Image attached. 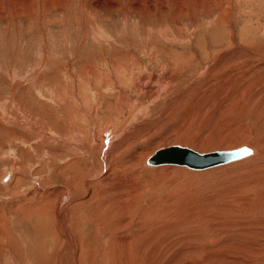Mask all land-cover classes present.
Here are the masks:
<instances>
[{
  "label": "rangeland",
  "instance_id": "1",
  "mask_svg": "<svg viewBox=\"0 0 264 264\" xmlns=\"http://www.w3.org/2000/svg\"><path fill=\"white\" fill-rule=\"evenodd\" d=\"M100 1L102 6H97L96 0H0V244L4 245L0 263L22 264V257L28 254L22 246V238L28 243L31 256L37 258L42 254L46 261L53 262V254L58 248L54 227L58 204L70 202L65 209L73 224H77L87 238L93 225L82 227L79 222L87 218L92 220L96 215L115 214L117 204L109 206V202L120 198L124 192L117 186L119 182L127 189L131 186L136 188L133 198H130L133 206L129 209L134 222L128 217L127 220L133 223L120 222L100 232L94 231L102 237L103 255L107 257L102 260L92 255L96 264L114 259L112 253L106 255L105 252L111 243L109 238L120 236L117 232L120 228L129 224L137 231L138 220L148 204L155 205L154 218H159L158 211H165L170 198H178L173 204L176 207L174 211L181 212L184 222L179 227L180 233L188 234V243L192 244L182 261L184 263L200 262L203 256L194 252L198 244L205 247L216 244L206 241L215 234L208 228L214 218V211L209 206L226 200V196L227 202L231 201L226 205H230L228 208L238 206L227 194L230 188L240 193L241 201L251 202L249 208L252 206L251 210L240 213L238 217L232 216L230 220L234 218L242 223L253 221L255 217L264 219V198H257L256 194L260 190L247 187L241 177L245 175L253 181L250 170L264 165V104L259 105V98L243 103L246 96L237 89L238 85L247 84L253 77L250 67L264 59V50L261 49L264 47V0ZM105 1L114 6H106ZM220 16L228 18L225 24ZM216 30L223 32L221 40L217 38L220 34L215 36ZM109 39L116 42L115 47L108 45ZM230 39L235 45L248 41L254 54L234 48L233 52L237 53L232 60L235 62H227L210 72L209 67L214 64L218 53L231 46L230 42L227 43ZM106 46L117 54L124 51L128 55L109 54ZM171 51L176 56H171ZM98 55L104 56L105 61L117 59L115 62L121 61L123 66L116 69L114 62L109 64L110 61L104 65ZM170 74L174 76L171 80ZM142 77L146 80L150 77L147 81H153L152 84L160 87L167 83L160 97L151 103L144 93L138 91ZM132 81L138 84L129 87ZM121 82L127 86L124 88ZM191 83L193 87L187 91L186 99L180 105L173 106L169 113L164 114L137 144L117 154L115 158L118 159L114 158V161L118 179L105 185L99 182L102 176L96 174L100 170L96 158L106 150L103 145L118 139L126 129L134 131L138 124L148 122V119L155 120L166 110L168 96L178 95ZM101 91L106 94L99 97ZM117 93L126 99L118 101ZM110 102L112 106H109ZM116 104L118 108L114 106ZM73 109L83 117H71ZM82 128V137L85 136L88 144H84L79 135L77 137L76 129L79 134ZM95 134L101 137V143L92 139ZM75 140L79 143L76 145H81L89 154H80L77 152L79 149L72 150ZM172 144L186 145L199 152L245 144L255 148L256 153L204 170L178 165L156 168L144 164L146 154ZM95 146H99L98 155L93 152ZM68 163L70 165L65 167ZM84 163H87L86 167L81 165ZM132 174H135L134 178L130 176ZM87 183L89 188L84 192ZM177 185H181L179 189ZM178 190H185V195ZM137 191L142 192L140 199ZM218 194L224 199L222 196L220 200ZM67 198L73 199L68 201ZM209 198L217 199L211 202ZM203 199L206 200L203 202ZM197 201H202L204 208L200 209L204 210L200 216L188 210ZM44 203L49 205L48 209L44 208ZM101 203L103 207H100ZM187 214L189 216L185 220ZM218 222L216 226H223L221 219ZM233 223L232 230L227 229L223 233L229 235V242L223 236L228 244L219 250L225 249L222 253L229 257L225 264H264L260 260L262 255L248 252L252 235L243 234L241 229L250 227L244 226L245 222L241 226ZM179 228L175 226L177 231ZM139 231L147 235L143 229ZM194 234H198L199 242L193 239ZM178 235L170 232L166 238L158 234L154 244L166 249L165 242ZM177 246L179 244L174 243L170 249V263L179 262L178 257L185 253H175L180 251ZM82 250L88 253L89 248L84 244ZM169 257H162L159 264L166 263ZM28 260L33 264L30 258ZM142 263L150 264L144 260Z\"/></svg>",
  "mask_w": 264,
  "mask_h": 264
},
{
  "label": "bare ground",
  "instance_id": "2",
  "mask_svg": "<svg viewBox=\"0 0 264 264\" xmlns=\"http://www.w3.org/2000/svg\"><path fill=\"white\" fill-rule=\"evenodd\" d=\"M107 4H105L106 6H114V4L112 5L109 4L110 1H105ZM102 2L100 0H96V5L97 6H102L101 5ZM104 6V4H103ZM116 8V7H115ZM155 10V8H154ZM162 10V9H161ZM164 10V9H163ZM221 19V21L225 24V21L227 22V19L228 18H225V16L223 17H219ZM227 26V25H225ZM229 27V26H228ZM227 27V28H228ZM229 30V28L227 29ZM217 31V30H216ZM221 33H223L222 31H217V33L215 34L218 35L217 38H219V40H221L222 38V35ZM107 36V35H106ZM213 36V35H212ZM107 39V37H106ZM112 40V39H111ZM110 39L108 41V45H111L115 47L116 45V42L114 41H111ZM114 40V39H113ZM215 41V40H214ZM231 43V46L227 49V50H224V51H220L217 55L218 57H216V60L214 61V64L212 66L209 67V69H211L210 72H212V69H218L220 66H222L223 64L227 63V62H230L231 64L233 62H235L233 59L234 56H236V52H233L235 49H238L239 51L241 52H249V54L253 55L254 54V50L253 48L251 49V47L249 46V42L248 41H240L241 44L240 45H235L232 43V40L230 39L227 43ZM248 43V44H247ZM252 43V42H250ZM218 44V43H217ZM118 45V44H117ZM120 46V45H119ZM104 47V44L101 46V48ZM235 48V49H234ZM254 48H257V46H255ZM113 49V48H112ZM262 50H264V47L261 48ZM260 49V50H261ZM108 51V53H112L113 55H128V54H125L123 53L124 51H119L118 54L115 52V51H112L109 47L106 46V49ZM170 52V50L168 51ZM171 56H176V53L175 52H172L171 51ZM264 56V55H263ZM131 57V56H129ZM97 58L102 61V63L105 65L106 63H108L110 61L109 64H115V68L119 69L123 66V64L120 62H115L117 59H112V60H109V61H105V57L102 56V55H98ZM131 59L133 60V58L131 57ZM122 60V59H121ZM130 60V59H129ZM175 60V59H174ZM123 61V60H122ZM134 64H135V61L133 60ZM238 62H236L237 64ZM109 66V65H108ZM113 67V65H111ZM219 66V67H218ZM110 67V66H109ZM175 67V66H174ZM114 68V69H115ZM92 69V68H91ZM90 69V70H91ZM113 69V68H112ZM182 69V68H181ZM204 69V68H203ZM209 69L207 71H209ZM121 70V69H120ZM250 70L254 72V75L253 77L250 79V81L247 83V84H243V85H238V88L237 89H240L242 90V93L240 92V94L242 95H245L246 98L243 99L245 104H248L249 101H252L253 99H256V98H259L258 100H260L259 102V105L261 104H264V59H262V61L258 64V65H255V67L251 66L250 67ZM93 71V70H92ZM206 71V70H205ZM259 71H262L261 73H259ZM209 72V74H210ZM204 73V72H203ZM206 73V72H205ZM204 73V74H205ZM172 74V73H171ZM169 75L168 77L170 78V80L174 77L172 75ZM118 75V74H117ZM145 75V74H143ZM106 76V75H105ZM122 76V75H121ZM154 76V75H153ZM205 76V75H204ZM215 76V75H214ZM14 77V76H12ZM127 77V76H126ZM144 77V76H143ZM140 78L139 80V86H138V91L139 92H142L146 95V98L148 100H150V103L153 102L157 96L160 97L161 93L163 92V90H165V88L167 87V83L166 85L160 87V85H156V84H152V82H149L147 81L150 77H148V79H144V78ZM147 77V76H146ZM121 78V77H120ZM157 78V77H156ZM166 78V77H165ZM202 78V77H201ZM109 79V78H108ZM106 79V80H108ZM124 79V78H122ZM144 79V80H142ZM25 80V79H24ZM155 80V79H154ZM174 80V79H173ZM172 80V81H173ZM81 81V80H80ZM161 81V80H160ZM167 82V81H166ZM122 83V82H121ZM154 83V82H153ZM156 83V82H155ZM110 84V83H109ZM123 84V83H122ZM135 84L137 85L138 82L135 81ZM134 81H132L131 83H129V87L131 86H134ZM165 84V83H164ZM169 84V83H168ZM171 84V82H170ZM186 84V83H185ZM111 86V85H110ZM127 86V85H126ZM125 84H123V87L125 88L126 87ZM172 86V85H171ZM170 86V87H171ZM137 87V86H136ZM177 87V86H176ZM193 87L192 83L187 85L186 88H184L183 91H181L178 95L176 96H168V101L166 104V109L164 111L163 114L157 116V118H155V120H149L148 119V122H142L141 124H138V128L135 127L134 131H126L123 132L119 137L118 139L114 140V141H109L106 145L104 144L103 147L106 146V150L103 152V154L100 155V157L98 156L96 158V163L99 164L100 166V170L98 171L97 170V175L98 176H102L100 179H99V182H102L103 185H105V183H109L110 181L114 180L116 181V179H118V176L117 174L115 173V162L114 161V158L117 156V154L121 151V150H126L128 148H130L131 146L135 145L138 143V141L140 139L143 138L144 134H146L148 131H151L153 127H155V125H157V123L160 122V120L163 118L164 114H167V112L169 113V110H171L173 108V106H176L177 104L180 105V103H182L185 99H186V93L187 91L191 90V88ZM108 88V87H107ZM111 88V87H110ZM172 88V87H171ZM182 88V86H181ZM170 89V88H169ZM180 89V87H179ZM183 89V88H182ZM103 90V89H102ZM174 90V88L172 89ZM171 91V90H170ZM175 91V90H174ZM177 91V90H176ZM175 91V92H176ZM167 91H165L166 93ZM173 92V91H172ZM235 92V91H234ZM160 93V94H159ZM168 93V92H167ZM166 93V94H167ZM174 93V92H173ZM237 93V92H236ZM102 94H104V92H100L98 94V96H102ZM106 94V92H105ZM104 94V95H105ZM234 94V93H233ZM164 95V94H163ZM170 95V93L168 94ZM256 95V96H254ZM82 99H85L82 95H80ZM248 96V97H247ZM42 97V96H41ZM69 97V96H68ZM116 97L118 98V101L119 100H125L126 98L124 97H121L118 93L116 94ZM115 97V98H116ZM163 97V96H161ZM116 98V99H117ZM167 98V96H166ZM231 98V97H230ZM234 98V96H233ZM237 98V97H236ZM165 99V97L163 98ZM228 99V98H227ZM238 99V98H237ZM68 100V99H67ZM105 100V99H104ZM214 100V99H213ZM233 100V99H232ZM112 101V100H111ZM235 101V100H234ZM239 101V100H238ZM256 101V100H255ZM65 102V101H64ZM63 102V103H64ZM254 102V101H253ZM258 102V101H256ZM255 102V104H256ZM117 103V101H116ZM149 103V105H150ZM238 103V102H237ZM240 103V102H239ZM261 103V104H260ZM65 104V103H64ZM112 103L110 102L109 103V106H112L111 105ZM129 104V103H128ZM131 104V103H130ZM244 104V105H245ZM254 104V103H253ZM85 105V104H84ZM147 105V104H146ZM148 105V106H149ZM153 105V103H152ZM257 105V104H256ZM114 106H117L114 105ZM246 106V105H245ZM145 107V106H144ZM147 107V106H146ZM178 107V106H177ZM257 108H259L258 106H256ZM108 108V107H106ZM118 108V106H117ZM131 108V107H130ZM150 108V106H149ZM148 108V109H149ZM254 108V107H253ZM139 109V108H138ZM144 109V108H143ZM247 109V107H246ZM261 109V108H259ZM89 110V109H88ZM135 110V109H133ZM146 110V109H145ZM144 110V111H145ZM106 111H110V110H106ZM143 111V110H142ZM143 111V112H144ZM147 111V110H146ZM138 112V111H137ZM136 112V113H137ZM149 112V111H148ZM67 113V112H66ZM69 113V111H68ZM71 113L73 115H71V117L73 116H81V118L83 117L82 115H80L79 111H76V109H73L71 110ZM135 113V114H136ZM140 113V112H139ZM7 115V114H6ZM133 115V114H132ZM141 116V115H140ZM167 116V115H166ZM69 117V115H68ZM131 117V116H130ZM139 117V116H137ZM77 118V117H76ZM132 118V117H131ZM10 120V119H9ZM71 120V119H70ZM219 120V119H218ZM28 121V120H27ZM72 121V120H71ZM34 122V121H33ZM220 122V121H219ZM41 123V122H40ZM130 123V122H129ZM75 124V123H74ZM131 124H133L131 122ZM216 124V123H215ZM73 125V124H72ZM130 125V124H129ZM132 126V125H131ZM29 128V127H28ZM5 129V128H4ZM209 130V129H208ZM5 131V130H4ZM83 131L84 129H80L79 131V134H78V129H76V133H77V137L79 135V137H81V140L83 141V143L85 144H88V141L86 139L85 141V136L82 137L83 135ZM176 131V130H175ZM10 133V132H9ZM51 133V132H50ZM13 136V135H12ZM50 137V136H49ZM103 137V136H102ZM29 138V137H28ZM78 139V138H77ZM80 139V138H79ZM78 139V140H79ZM92 139H94L95 143H98L101 141V137L98 136L97 134H95ZM90 140V139H89ZM104 140V139H103ZM71 141V140H70ZM81 141V142H82ZM85 141V142H84ZM97 141V142H96ZM102 142V141H101ZM100 142V143H101ZM71 143V142H70ZM74 143V142H73ZM26 144V143H25ZM79 143L77 142L76 143V140H75V143L74 145L76 146H73L74 148L72 149V147L69 146V149L71 148L72 150H78L77 151L78 153L81 154L82 153H88V151L84 148L81 147V145L78 147V145H76ZM103 144V143H102ZM92 146V145H90ZM183 146V145H182ZM186 146V145H184ZM241 146H246L248 147L250 150H251V153L248 155V156H252L256 153V150L255 148H253L252 146H248V145H240V146H237V147H241ZM189 147V146H187ZM237 147H234V148H237ZM191 148V147H189ZM89 149V148H88ZM193 149V148H191ZM229 149H233V148H229ZM98 150H99V146H95L93 148V152L96 153L98 155ZM195 150V149H193ZM217 150H222V149H217ZM223 150H227V149H223ZM197 151V150H196ZM213 151V150H212ZM199 152V151H198ZM90 153H92V151H90ZM76 154V153H75ZM89 154V153H88ZM120 155V154H119ZM118 155V156H119ZM151 155V154H150ZM150 155H145L144 159H143V162L145 165L147 166H150V167H159V166H164V165H169V166H172V165H176V164H160V165H149L147 164L146 160L148 158V156ZM121 156V155H120ZM247 156V157H248ZM94 157V156H93ZM246 158V157H245ZM80 159V158H79ZM117 158H115V160H117ZM241 159H244V158H241ZM241 159H238V160H241ZM77 160V159H76ZM75 160V161H76ZM236 160V161H238ZM74 162V161H73ZM79 163V162H78ZM81 163H83L81 161ZM228 163H231V162H228ZM228 163H225V164H228ZM233 163V161H232ZM74 164V163H73ZM87 164V163H86ZM86 164H81V165H85L86 167ZM225 164H221V165H225ZM68 165H70V163L64 165L65 167H67ZM75 165V164H74ZM79 165V164H78ZM262 165V164H261ZM257 166V167H254L251 171V174L250 176L252 175V177L254 178L253 181H249V178L248 176H245V175H241V177L243 178L244 182H245V185L249 188H258L260 191L257 192V198H264V165L262 166ZM177 166V165H176ZM178 166H182V165H178ZM220 166V165H218ZM64 167V168H65ZM75 167V166H74ZM77 167V166H76ZM84 167V166H83ZM186 167V166H185ZM213 167H216V166H213ZM213 167H209V168H213ZM188 168V167H186ZM207 168V169H209ZM60 169V168H59ZM63 169V168H62ZM82 169V168H81ZM190 169V168H189ZM194 170V169H193ZM204 170V169H202ZM166 171V170H164ZM197 172V171H196ZM11 173V172H10ZM167 173V172H165ZM159 174V173H158ZM80 176V175H79ZM132 178L135 177V174H132L130 175ZM163 176V175H162ZM161 176V177H162ZM168 176V174H167ZM163 178V177H162ZM236 178V177H235ZM162 181V180H161ZM88 182V181H86ZM180 182V181H179ZM178 182V183H179ZM233 182V181H232ZM140 183V182H138ZM183 183V182H181ZM185 183V181H184ZM82 185V184H81ZM146 185V184H145ZM118 187L122 188L124 190V192L121 194L120 198H116V199H113L109 202V206L110 205H115L117 204V207L115 209V214L113 215H96L94 219L90 220V219H86V220H81L79 222V225L80 226H86L88 224H91L93 225V227L90 229V236L85 238L83 236V234L81 233L80 231V228L78 227L77 224H73V221H72V217L71 215L68 214V212L66 211L65 207L67 205L70 204V202H66V203H59L58 206L56 207L55 209V213H54V227H55V235H56V238H57V241H58V248L57 250L54 252L53 254V262H48L46 261L44 258H43V255L40 254L37 258L31 256V253L30 250H29V245L28 243L26 242L25 239H21V242H22V246L24 247V249L26 250L27 249V253L30 254V256L27 254H25L26 257H22V255H19L20 257H22L23 259H21L22 261V264H29L30 260H28V258L31 259V261H33V264H96L91 256L93 255H96V258L97 257H100L102 260H105L107 257L105 255H103V250H104V247H103V240H102V237H99L97 236L94 231H98L100 232L103 228H106V227H110V226H114L115 224L117 223H120V222H125V223H130L127 218L129 217L133 222H134V219H132L129 215V209L133 206V202H132V199L130 198H133L134 196V193L136 191V188L134 186H131L130 189H127V187L122 183V182H119L117 184ZM137 186L142 187V185H138ZM181 186V185H180ZM179 186V187H180ZM183 186V185H182ZM188 186V185H187ZM84 187V186H83ZM147 187V186H146ZM178 185H177V188L179 189ZM185 186H183L182 188H184ZM214 187V186H213ZM88 183L85 185V188H84V192L86 190H88ZM185 189V188H184ZM186 190V189H185ZM183 190V191H185ZM101 191V190H99ZM98 191V192H99ZM180 194H183L185 195V193L181 190H178ZM191 191V190H189ZM46 192V191H45ZM229 193H226L230 196V198L233 197L232 199V202L233 200H235L237 203L236 205L238 206H235V207H231V208H228L230 207V205L227 207L226 205L231 202H227L228 201V197L226 196V202L222 201V202H215L216 204L212 205V206H209L213 209L214 212H212L214 218L210 221V224L208 226L210 232L212 233H215L214 236H209L206 241L208 242V244H214V245H206L205 246H202V245H197L196 249L194 252H198L200 254V256H203L200 260V262H194V261H186V263L182 262L183 259H185V256L188 255V250H189V245H192L191 242L188 243L189 241L187 240V235L185 234H181L180 233V226L182 224V215H181V212L179 211H174L175 210V206H174V201L178 200V198H170V203L169 205L166 207L165 211L162 212V211H158V214H159V218H154V211H156L157 209H155V205L154 204H148L146 205V207L143 209L142 211V214L143 216L139 218L138 220V230L135 231L133 230V228L131 226L126 225L122 228H120L117 232L120 234V236H115L112 237V238H109V240L111 241V243L109 244V248L106 249V252L105 254L106 255H111L112 258L114 259H111L109 262H106V263H102V264H143L142 263V260L146 261V262H149L150 264H155L156 262H161V259L162 257L163 258H168L169 257V253H170V249L173 247L174 243H177L179 244V247L177 246V250L180 249V251L178 252H175V253H179V254H182L180 257H178V260H180L179 262L177 263H173L171 262L170 263V257H169V260L166 262V263H162V264H225V263H228L226 260L229 258H227V255L220 252L219 250L228 242H229V239L227 238V236L229 235H223V233L227 230V229H231L234 225L233 222H237V225H242L243 222L244 223V226L247 225L249 226L250 228L248 227H245L246 230H243V227H242V231L244 232L243 234H251L252 235V241L248 244V247L251 249L250 251L248 252H252L253 254H257V255H262L261 259L262 262L264 261V219H260L259 217H255L253 219V221H243L241 223V221H236L234 218L231 219L232 221L235 220V221H231L230 220V217L232 218L233 217H238L240 216V213L242 212H246V211H249L251 210V207L249 208V205L251 202H243L241 201V196L239 195L240 193L236 190H234L233 188H230L228 190ZM189 193V192H188ZM220 193L223 194V192L221 191L220 189ZM85 195V194H84ZM101 195H104V193H102ZM142 195V192L140 191H137V196L141 197ZM213 195V194H212ZM255 195V194H254ZM259 195V196H258ZM211 195L209 194V197ZM216 196V195H215ZM221 196L218 194V197ZM223 196V195H222ZM222 196L219 197L220 200L222 199ZM66 197H70L69 194H66ZM207 197V196H205ZM217 197V198H218ZM256 197V196H255ZM202 198V197H201ZM217 198H212L213 200L214 199H217ZM250 198V197H248ZM68 201H70L71 199L73 198H67ZM182 199V198H181ZM208 200V198H206ZM206 199H203V202L204 200ZM212 202V199L209 198ZM223 199H224V196H223ZM187 200V199H186ZM201 200V199H199ZM219 200V201H220ZM231 200V199H230ZM251 201V199H250ZM202 201H197V203L195 205H191L190 206V209L188 210H191L192 213H196V215H202L203 214V211L200 210V209H204L203 206H202ZM174 203V204H173ZM254 203V202H253ZM194 204V203H193ZM206 204V203H204ZM230 204V203H229ZM234 204V203H232ZM258 204V203H257ZM262 207L264 208V202L262 203ZM180 205V204H179ZM183 205V204H182ZM189 205V204H188ZM261 205V203L259 204ZM187 206V205H185ZM258 206V205H257ZM100 207H103V203L100 204ZM206 207V205H205ZM261 207V206H259ZM44 208L48 209L49 208V205L47 203H44ZM207 208V207H206ZM258 208V207H256ZM254 208V209H256ZM187 210V209H186ZM39 211V210H38ZM182 211V210H181ZM207 211V210H206ZM210 212V210H209ZM33 214H37V215H40L37 211H32ZM184 213V212H183ZM188 213V212H187ZM208 213V211H207ZM205 212V214H207ZM199 215V216H200ZM188 214L187 216H185V220H187L188 218ZM195 217V216H194ZM193 217V219H194ZM192 219V220H193ZM196 219V217H195ZM195 219L193 220L195 222ZM198 219V218H197ZM218 219H221L222 220V225L223 226H216L219 224L218 222ZM242 219V218H241ZM192 221V222H193ZM198 221V220H197ZM131 222V223H133ZM200 224H201V221H199ZM130 223V224H131ZM184 223V222H183ZM199 224V223H198ZM236 224V223H235ZM231 225H233L231 227ZM236 225V226H237ZM175 226L177 227L178 226V230L177 231L175 229ZM213 226L215 228H213ZM217 227V228H216ZM130 228V230H129ZM139 229H143L144 232L147 233V235L144 233L142 234ZM176 230V231H175ZM208 230V231H209ZM232 230V229H231ZM240 230V229H239ZM235 231V230H234ZM233 231V232H234ZM170 232H173V233H179L178 236H175V237H172V238H169L168 241L165 242V245H166V249H162V246H158L156 244H154V239L155 237L158 235V234H163V236H165L166 238L169 236ZM231 232V231H230ZM229 233V231L227 232ZM236 233V232H235ZM157 234V235H156ZM242 234V235H243ZM223 236H226V238L228 239V242H226V239L225 237L223 238ZM231 236V234H230ZM22 237V236H21ZM230 238V237H229ZM193 239H195L196 242H199V237H198V234L197 235H193ZM233 239V238H232ZM231 239V240H232ZM164 240V239H163ZM251 240V239H250ZM11 241V239L9 240ZM262 242V243H261ZM237 243V242H236ZM245 243V241H244ZM261 243V244H260ZM6 244V243H5ZM86 245L88 248H89V251L88 253L84 252L82 250V246L83 245ZM197 244V243H196ZM231 244V243H230ZM234 244V243H233ZM239 244V243H238ZM8 245V243H7ZM246 245V244H245ZM194 246V244H193ZM226 246V245H225ZM237 246V245H236ZM21 247V248H23ZM238 247V246H237ZM244 247V246H243ZM4 245L3 244H0V254H4ZM120 248H126V249H122L120 250ZM230 248V247H229ZM236 248V247H235ZM248 248V250H249ZM19 249V248H18ZM175 249V248H174ZM245 249V248H244ZM22 250V249H21ZM218 250V251H217ZM232 250V249H231ZM247 250V249H246ZM20 251V250H19ZM192 251V250H191ZM188 252V253H187ZM220 252V253H219ZM118 253L117 256H115L116 254ZM191 253V252H190ZM235 252H233L234 254ZM247 253V252H246ZM250 253V254H252ZM18 254V252H17ZM9 256V255H8ZM253 256V255H252ZM255 256V255H254ZM7 257V256H6ZM5 257V258H6ZM14 257V256H13ZM233 257V256H232ZM16 258V257H15ZM19 258V257H18ZM190 258V257H189ZM193 257H191L192 259ZM258 258V257H257ZM12 259V258H11ZM43 259V262L41 261ZM234 259V258H233ZM252 259V257H251ZM254 259V258H253ZM252 259V260H253ZM6 260H8L6 258ZM190 260V259H189ZM234 260H237L236 258ZM240 260V259H239ZM258 260V261H260ZM10 260H8L9 262ZM248 261V260H247ZM13 262V261H12ZM240 262V261H239ZM246 262V261H245ZM244 262V263H245ZM261 262V261H260ZM11 263V262H10ZM21 263V262H19ZM19 263H13V264H19ZM243 263V262H242ZM248 263V262H246ZM249 263H252V262H249ZM248 263V264H249ZM0 264H6L5 262L3 263H0ZM235 264V263H234Z\"/></svg>",
  "mask_w": 264,
  "mask_h": 264
},
{
  "label": "water",
  "instance_id": "3",
  "mask_svg": "<svg viewBox=\"0 0 264 264\" xmlns=\"http://www.w3.org/2000/svg\"><path fill=\"white\" fill-rule=\"evenodd\" d=\"M251 153L246 146L227 150L198 152L187 146L172 144L156 149L146 162L149 165L176 164L194 170L207 169L244 158Z\"/></svg>",
  "mask_w": 264,
  "mask_h": 264
}]
</instances>
